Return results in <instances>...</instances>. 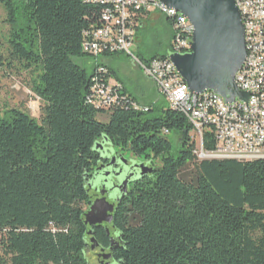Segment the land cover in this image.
<instances>
[{
  "label": "trees",
  "instance_id": "16d2710c",
  "mask_svg": "<svg viewBox=\"0 0 264 264\" xmlns=\"http://www.w3.org/2000/svg\"><path fill=\"white\" fill-rule=\"evenodd\" d=\"M110 7L29 0L28 26L13 34L15 57L42 70L38 93L46 106L43 126L15 110L0 120V264H89V185L108 159L106 145L153 169L129 184L113 215L117 264H264V160L198 161L182 112L138 101L108 65L89 74L77 63L89 56L83 45ZM96 84H113L109 109L93 104ZM171 134L179 136L176 156ZM216 144L213 130H205L204 150ZM189 166L194 174L186 177ZM94 237L110 246L105 230Z\"/></svg>",
  "mask_w": 264,
  "mask_h": 264
},
{
  "label": "built area",
  "instance_id": "2783aa9c",
  "mask_svg": "<svg viewBox=\"0 0 264 264\" xmlns=\"http://www.w3.org/2000/svg\"><path fill=\"white\" fill-rule=\"evenodd\" d=\"M111 7L102 15V27L92 33L83 45L89 56L108 54L126 56L154 83L168 107L182 112L192 125V139L197 143L196 157L200 160H264V0H235L239 8L247 55L244 66L236 75L238 90L249 96L247 102L236 99L227 104L223 98L208 94L195 96L167 59L143 61L133 48L147 16L161 14L172 24V50L191 47L190 26L182 14L163 6L160 0H84ZM111 85L94 87L93 104L109 109L115 104ZM213 130L216 149H202L204 131Z\"/></svg>",
  "mask_w": 264,
  "mask_h": 264
},
{
  "label": "water",
  "instance_id": "95a60500",
  "mask_svg": "<svg viewBox=\"0 0 264 264\" xmlns=\"http://www.w3.org/2000/svg\"><path fill=\"white\" fill-rule=\"evenodd\" d=\"M160 1L167 9L182 14L194 27L190 52L168 56L190 93L199 96L212 92L221 96L227 104L233 103L236 99L247 102L248 94L240 92L235 82L247 55L245 31L235 1ZM99 148L103 150L101 145L96 146L97 150ZM114 163L112 160L108 166L98 169L90 182V190L101 185L105 188L106 185L111 184L110 179L119 178L120 186L117 190L119 195H122V199L127 193L129 184L137 177L153 173V169L144 164H134L127 168L125 175L121 170L115 173L112 171L115 169ZM122 164L126 166L125 163ZM113 215L114 206L105 198L96 200L87 210L85 223L89 227L88 236L93 244L92 250L99 246L94 237V228L112 223ZM100 257L105 256L102 254Z\"/></svg>",
  "mask_w": 264,
  "mask_h": 264
},
{
  "label": "rangeland",
  "instance_id": "374dc122",
  "mask_svg": "<svg viewBox=\"0 0 264 264\" xmlns=\"http://www.w3.org/2000/svg\"><path fill=\"white\" fill-rule=\"evenodd\" d=\"M28 3L29 0H0V52L3 57V65L0 68V120L7 119L10 112L15 110L28 115L37 121L39 125L43 126L46 104L38 93L39 88L42 86V70L40 67L26 68V61L15 57L13 52V34L19 29L18 26H21L22 29L28 26ZM144 27L142 32H138V36L143 40L140 44L134 46L133 52L138 56L142 54L146 58L153 54L171 55L172 30L168 27L166 17L159 13L154 14L150 20L144 22ZM153 36H155L156 40L153 39ZM160 43L161 46L159 45ZM77 63L83 66L89 74L92 73L96 65H108L117 71L119 78L138 101L151 102L159 109H167L168 107L164 97L157 90L154 83L146 78L131 59L126 56L113 59L88 56L84 60H77ZM153 115L150 114L149 116ZM99 119L102 122L108 121L106 116H101ZM170 139L174 148L172 154L176 156L179 136L171 134ZM195 146L197 150L196 142ZM105 150L109 153L116 152L114 155L115 159L125 163L127 168L134 164L152 166V163L145 159L133 157L128 152L125 153L123 158L120 157L118 150L111 145H106ZM197 160L200 161L198 158ZM122 163L121 165H123ZM154 165L159 167L160 161L155 160ZM193 172L194 167L189 166L184 175L188 177ZM90 195L92 202L100 199L96 192L91 191ZM105 228L111 237L116 238V235H114L116 231L112 223H106ZM88 246L86 257L89 264H101L102 259L100 256L102 253L99 250H92L93 244L90 242V238Z\"/></svg>",
  "mask_w": 264,
  "mask_h": 264
},
{
  "label": "flooded vegetation",
  "instance_id": "af4514ba",
  "mask_svg": "<svg viewBox=\"0 0 264 264\" xmlns=\"http://www.w3.org/2000/svg\"><path fill=\"white\" fill-rule=\"evenodd\" d=\"M114 155L115 154L112 152L109 153L108 159L105 160L106 163L102 164L101 167H106V164L108 165L111 163L112 160H114L115 169L112 171L117 173L121 170L122 174L125 175L124 173H126L128 171L127 166L121 165V162L118 159H115ZM130 167H128V168H130ZM119 180H120L119 178H112L109 180V182H111V184L106 185L105 188L102 187V185H101L99 187H95V188L91 189V191L96 192V194L100 197V199L105 198L108 202H110L114 206V213H115L116 209L118 208V206L120 205V202L122 200L121 199L122 195H119V192L117 190V187L120 186ZM103 185H104V183H103ZM129 187H130V185L128 186V188ZM118 196L120 199L118 198ZM105 224L102 225L101 227L94 228V230H93L94 233H95V229H103V230H105V232L107 234L108 230L105 228ZM114 235H116V233ZM107 236L111 238L110 239V246L108 248H105L102 246V244H100L97 241L99 246L95 250H99L100 253L104 254V256H105L104 258H101L102 259L101 264H117L113 258V253H114L115 249L117 248V245H116V247H113V245L116 244L115 241L112 243V240H114V238L111 237L110 234H107ZM88 247L89 246H87V248Z\"/></svg>",
  "mask_w": 264,
  "mask_h": 264
},
{
  "label": "bare ground",
  "instance_id": "6f19581e",
  "mask_svg": "<svg viewBox=\"0 0 264 264\" xmlns=\"http://www.w3.org/2000/svg\"><path fill=\"white\" fill-rule=\"evenodd\" d=\"M238 10H239V8H238ZM241 20H242V24H243V19H241ZM193 33H194V27L190 26L191 41H192ZM245 45H246V48H247V36H245ZM189 52H190V47H182V49H179V51L178 50H172V54H186V53H189ZM173 71H175V74H178L176 69H175V67H174V65H173ZM236 85H237V88H238V82H236ZM205 94H208V95H210L211 97H214V98H222L221 96H219V95H217L215 93H212V92H208V93H205ZM205 94H202V95H199V96H205ZM202 149H204L203 142H202Z\"/></svg>",
  "mask_w": 264,
  "mask_h": 264
},
{
  "label": "crops",
  "instance_id": "0c3cea01",
  "mask_svg": "<svg viewBox=\"0 0 264 264\" xmlns=\"http://www.w3.org/2000/svg\"><path fill=\"white\" fill-rule=\"evenodd\" d=\"M139 39H140V37L138 36V40H137V43H138V44L140 43Z\"/></svg>",
  "mask_w": 264,
  "mask_h": 264
}]
</instances>
